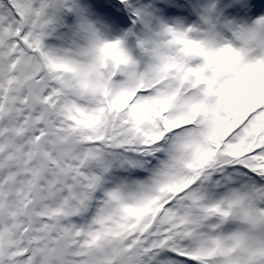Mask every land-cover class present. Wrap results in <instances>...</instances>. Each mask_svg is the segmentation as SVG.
Listing matches in <instances>:
<instances>
[{
    "label": "snow or ice",
    "instance_id": "snow-or-ice-1",
    "mask_svg": "<svg viewBox=\"0 0 264 264\" xmlns=\"http://www.w3.org/2000/svg\"><path fill=\"white\" fill-rule=\"evenodd\" d=\"M0 264H264V0H0Z\"/></svg>",
    "mask_w": 264,
    "mask_h": 264
}]
</instances>
